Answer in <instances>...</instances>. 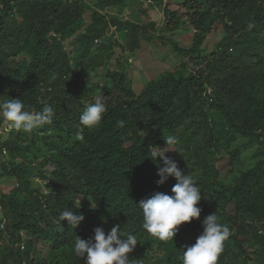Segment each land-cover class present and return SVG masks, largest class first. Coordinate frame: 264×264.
<instances>
[{
	"label": "trees",
	"instance_id": "obj_1",
	"mask_svg": "<svg viewBox=\"0 0 264 264\" xmlns=\"http://www.w3.org/2000/svg\"><path fill=\"white\" fill-rule=\"evenodd\" d=\"M180 4L166 2L159 25L107 11L126 0H0V102L21 99L29 110L49 105L55 113L32 133L0 137V264H84L73 252L76 236L87 240L96 227L117 224L137 237L132 264H182L183 248L195 244L210 214L230 233L217 264H264V0ZM113 26L125 31L123 43L106 35ZM180 29L194 30L187 48L175 39ZM218 30L223 38L208 52L205 41ZM156 40L171 44L182 69L137 93L124 54ZM92 73L101 79H87ZM97 100L107 107L101 123L83 126L82 112ZM169 135L177 151L166 155L193 178L202 212L164 242L143 229L138 204L156 192L171 195L177 183L158 185L150 158ZM8 178L16 184L6 191ZM81 197L93 204L81 205ZM65 209L85 217L75 229L60 219Z\"/></svg>",
	"mask_w": 264,
	"mask_h": 264
},
{
	"label": "clouds",
	"instance_id": "obj_2",
	"mask_svg": "<svg viewBox=\"0 0 264 264\" xmlns=\"http://www.w3.org/2000/svg\"><path fill=\"white\" fill-rule=\"evenodd\" d=\"M106 111V105L100 100L88 104L80 116V123L89 128L98 126ZM54 115L53 108L49 105H45L41 111H32L21 99L4 100L0 102V117L4 120L0 127V137L13 130L32 133L51 123ZM118 124L122 127L124 121H118ZM7 125L9 130H6ZM164 140L165 147L157 146L158 150L150 151V158L158 165L157 174L160 179L157 184L163 185L169 177H174L177 183L173 185L171 195L156 192L141 200L138 206L143 213V229L160 241L167 242L175 240L181 225L200 219L202 209L197 205L202 196L193 178L184 174L178 163L166 155L167 152L177 151L174 146L178 144V138L169 135ZM3 151L7 153V148L3 147ZM158 157L162 160V166L157 160ZM35 180L41 181L40 178ZM84 218L82 214H74L70 209H65L60 216L61 220H67L71 229H75ZM4 224L3 218L1 226L4 227ZM202 225L203 232L195 244L183 248L180 257L182 264H217L224 250V242L230 234L229 228L218 222L216 214L206 216ZM93 231L94 235L87 240L77 235L73 242L74 255L83 259L84 264H132L128 254L138 243L135 235L125 236L119 224L114 225L108 232L102 226ZM21 248H24L23 244Z\"/></svg>",
	"mask_w": 264,
	"mask_h": 264
},
{
	"label": "rangeland",
	"instance_id": "obj_3",
	"mask_svg": "<svg viewBox=\"0 0 264 264\" xmlns=\"http://www.w3.org/2000/svg\"><path fill=\"white\" fill-rule=\"evenodd\" d=\"M89 4H95L98 0H85ZM162 5H156L155 1H132L126 0L125 6L111 7L107 11L111 14L117 15L122 19L137 20L141 22L156 21L159 25L163 24L164 13L163 8L166 2L170 4V7L173 9L182 8L180 4L181 0H163ZM86 20H90V10L85 14ZM114 29V28H113ZM194 30L192 29H180L174 36L184 48L189 47L192 42ZM113 35L118 39L120 43H123L125 40V31L123 29L116 28L113 32ZM223 32L221 30L214 31L210 34L205 41V48L208 52H211L215 49L216 44L223 38ZM66 47L68 51L74 49V44L70 40L66 41ZM121 55V49L116 48V54L111 57L110 60L113 62V69L118 68V59ZM128 56V61L130 66L127 70V74L130 79V84L132 88L139 93L144 86L152 81L158 80L163 74L182 69L180 66L183 61L181 56H179L172 48L171 44L168 41L162 43L158 40L154 42H145L143 41L141 47L136 50L134 56L124 54L126 58ZM120 61V60H119ZM101 76H96L95 74H90L87 79L98 80L101 79ZM11 132H7L1 138L6 140L8 136L10 137ZM257 148V145H253L251 150H247L244 154L246 160L254 159L253 150ZM6 157H10V152L7 149V153H2ZM2 187L4 190L8 191L13 185L16 184V180L13 178L2 179ZM81 205L91 206L93 202L90 199L80 198ZM248 249L252 247L248 246Z\"/></svg>",
	"mask_w": 264,
	"mask_h": 264
},
{
	"label": "built area",
	"instance_id": "obj_4",
	"mask_svg": "<svg viewBox=\"0 0 264 264\" xmlns=\"http://www.w3.org/2000/svg\"><path fill=\"white\" fill-rule=\"evenodd\" d=\"M114 28V29H113ZM116 29V26H113L112 28H111V30H109L107 33H106V35H108L109 37H111L112 35H113V32H114V30ZM10 129V127L7 125L6 126V130H9Z\"/></svg>",
	"mask_w": 264,
	"mask_h": 264
}]
</instances>
